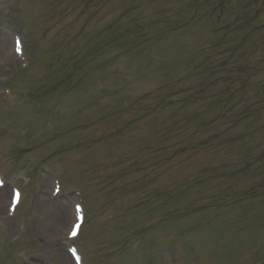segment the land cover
<instances>
[{"label": "rangeland", "instance_id": "obj_1", "mask_svg": "<svg viewBox=\"0 0 264 264\" xmlns=\"http://www.w3.org/2000/svg\"><path fill=\"white\" fill-rule=\"evenodd\" d=\"M0 171V264H72L78 190L86 264H264V0H0Z\"/></svg>", "mask_w": 264, "mask_h": 264}, {"label": "snow or ice", "instance_id": "obj_2", "mask_svg": "<svg viewBox=\"0 0 264 264\" xmlns=\"http://www.w3.org/2000/svg\"><path fill=\"white\" fill-rule=\"evenodd\" d=\"M19 51H20V46H19V42H17V52H19ZM79 229H80V224H79V223H76V224L74 225L72 231H71V235H72L73 237H75V236L77 235Z\"/></svg>", "mask_w": 264, "mask_h": 264}, {"label": "bare ground", "instance_id": "obj_3", "mask_svg": "<svg viewBox=\"0 0 264 264\" xmlns=\"http://www.w3.org/2000/svg\"><path fill=\"white\" fill-rule=\"evenodd\" d=\"M6 192V190H2V191H0V197H2V195H3V197H4V195L6 194L5 193ZM0 204H1V199H0ZM64 214V213H63ZM63 217V216H62ZM59 222L60 223V221H58V220H54V222ZM84 225V224H83ZM62 251V250H61ZM63 254V256H65V253H62ZM64 258V257H63ZM66 258V257H65ZM67 259V258H66ZM72 264H73V261H72Z\"/></svg>", "mask_w": 264, "mask_h": 264}]
</instances>
